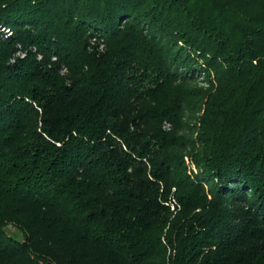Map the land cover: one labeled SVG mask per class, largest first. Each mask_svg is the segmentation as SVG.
Returning <instances> with one entry per match:
<instances>
[{"label":"trees","instance_id":"obj_1","mask_svg":"<svg viewBox=\"0 0 264 264\" xmlns=\"http://www.w3.org/2000/svg\"><path fill=\"white\" fill-rule=\"evenodd\" d=\"M0 264H264V0H0Z\"/></svg>","mask_w":264,"mask_h":264},{"label":"rangeland","instance_id":"obj_2","mask_svg":"<svg viewBox=\"0 0 264 264\" xmlns=\"http://www.w3.org/2000/svg\"><path fill=\"white\" fill-rule=\"evenodd\" d=\"M204 79H205V78H204V76H202V75L197 76V80H195V83H196L197 87H200V88H202V89H207V88H208V85H206ZM198 115H201V113H200V114H197V116H198ZM193 125H194V121L192 122V124L190 125V127H194ZM198 126H199V125H197V127H198ZM164 129L169 130V125L166 124L165 127H164ZM195 131H196V130H195ZM190 133H191V131L188 130V131L184 132L183 134H185V135H190ZM197 133H198V132L196 131V132H194V134L192 135L194 139H196V137H197ZM185 156H186V157H185V163H186V165H187V169H188V171H191V173H192V172H193V173H196V172H197V169H195V167L192 165V162H191L189 156H188V155H185ZM170 211H172V212L174 211L173 207H170ZM6 232H7L9 235H11V236L16 237L17 239H21V235L17 232L16 229H14V228H12V227H8V228L6 229Z\"/></svg>","mask_w":264,"mask_h":264}]
</instances>
